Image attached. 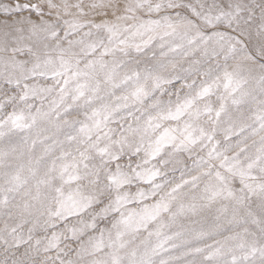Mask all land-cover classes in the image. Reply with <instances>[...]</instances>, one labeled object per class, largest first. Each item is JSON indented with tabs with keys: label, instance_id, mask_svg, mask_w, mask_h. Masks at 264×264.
Wrapping results in <instances>:
<instances>
[{
	"label": "snow or ice",
	"instance_id": "obj_1",
	"mask_svg": "<svg viewBox=\"0 0 264 264\" xmlns=\"http://www.w3.org/2000/svg\"><path fill=\"white\" fill-rule=\"evenodd\" d=\"M0 264H264V0H0Z\"/></svg>",
	"mask_w": 264,
	"mask_h": 264
}]
</instances>
